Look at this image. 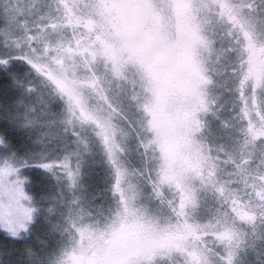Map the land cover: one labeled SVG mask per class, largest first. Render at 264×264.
<instances>
[{
	"label": "snow or ice",
	"instance_id": "6c2138e0",
	"mask_svg": "<svg viewBox=\"0 0 264 264\" xmlns=\"http://www.w3.org/2000/svg\"><path fill=\"white\" fill-rule=\"evenodd\" d=\"M0 264H264V0H0Z\"/></svg>",
	"mask_w": 264,
	"mask_h": 264
}]
</instances>
